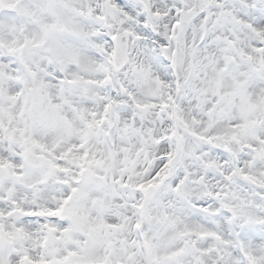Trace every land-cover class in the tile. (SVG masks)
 Segmentation results:
<instances>
[{
	"label": "snow or ice",
	"instance_id": "obj_1",
	"mask_svg": "<svg viewBox=\"0 0 264 264\" xmlns=\"http://www.w3.org/2000/svg\"><path fill=\"white\" fill-rule=\"evenodd\" d=\"M0 264H264V0H0Z\"/></svg>",
	"mask_w": 264,
	"mask_h": 264
}]
</instances>
